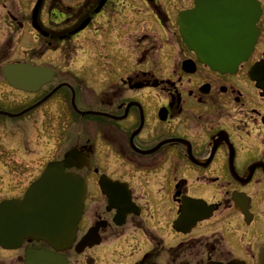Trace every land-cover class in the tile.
Instances as JSON below:
<instances>
[{"label":"flooded vegetation","instance_id":"flooded-vegetation-1","mask_svg":"<svg viewBox=\"0 0 264 264\" xmlns=\"http://www.w3.org/2000/svg\"><path fill=\"white\" fill-rule=\"evenodd\" d=\"M195 1L0 0V112L30 109L0 114V153L14 150L11 121L53 127L52 159L26 164L43 169L0 203L69 151L66 171L85 187L71 243L28 236L0 245V264H262L264 0H238L258 14L257 40L232 70L187 45L181 14ZM17 64L53 77L17 89L5 72Z\"/></svg>","mask_w":264,"mask_h":264},{"label":"water","instance_id":"water-1","mask_svg":"<svg viewBox=\"0 0 264 264\" xmlns=\"http://www.w3.org/2000/svg\"><path fill=\"white\" fill-rule=\"evenodd\" d=\"M252 4L238 0H196L186 17L183 32L187 45L200 62L220 70L237 69L247 60L257 40V15ZM10 84L36 91L51 81L53 71L29 64L12 65L5 70ZM19 114H8L19 117ZM73 151L62 161L49 163L40 179L22 199L0 203V245L15 247L26 237L45 239L54 247L72 242L83 214V180L66 171ZM264 264V249L262 253Z\"/></svg>","mask_w":264,"mask_h":264},{"label":"rangeland","instance_id":"rangeland-1","mask_svg":"<svg viewBox=\"0 0 264 264\" xmlns=\"http://www.w3.org/2000/svg\"><path fill=\"white\" fill-rule=\"evenodd\" d=\"M29 119V117L27 118ZM27 119L11 121L10 127L12 131L13 141L10 147H14L7 155L0 153V199L5 197L8 192L13 188L11 184L29 181L37 177L42 171L41 166H34L39 163L38 161L50 160L52 157L49 155V138L47 133H52L53 127L50 124L43 125V136L40 132V122L36 120L29 123ZM46 123V122H45ZM26 126L22 131L19 138L18 127ZM52 127V130H50ZM59 143L56 151H53V156L61 157L68 148V143L65 140L67 134V121H59L58 127ZM40 135V142H36L35 137ZM26 149H24L25 147ZM42 153V156L40 155ZM34 163L33 166L25 168L26 164ZM43 167V165H42ZM10 186V189H8ZM199 231H196V233ZM203 232V231H201ZM199 234V233H198Z\"/></svg>","mask_w":264,"mask_h":264}]
</instances>
